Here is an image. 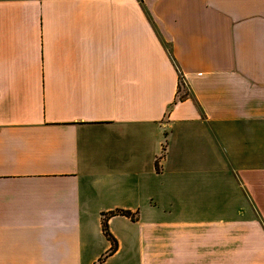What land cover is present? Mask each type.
I'll return each mask as SVG.
<instances>
[{
  "label": "crops",
  "instance_id": "obj_1",
  "mask_svg": "<svg viewBox=\"0 0 264 264\" xmlns=\"http://www.w3.org/2000/svg\"><path fill=\"white\" fill-rule=\"evenodd\" d=\"M0 264H264V0H0Z\"/></svg>",
  "mask_w": 264,
  "mask_h": 264
},
{
  "label": "trees",
  "instance_id": "obj_2",
  "mask_svg": "<svg viewBox=\"0 0 264 264\" xmlns=\"http://www.w3.org/2000/svg\"><path fill=\"white\" fill-rule=\"evenodd\" d=\"M187 96H188V93H187L186 89L183 86V82L180 81L179 84H178L177 99L178 100H183ZM117 213L124 214V215H127V216H130V217L134 218V215L130 211L122 210V209H116V210L108 212V214H104V217H103V220H102V229L104 231V234L108 237V239L111 242V247L108 250V253L113 252L116 249L117 244H116V241H115L114 237H112L111 233L108 230L107 219H108V215H113V214H117Z\"/></svg>",
  "mask_w": 264,
  "mask_h": 264
}]
</instances>
